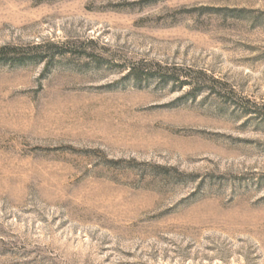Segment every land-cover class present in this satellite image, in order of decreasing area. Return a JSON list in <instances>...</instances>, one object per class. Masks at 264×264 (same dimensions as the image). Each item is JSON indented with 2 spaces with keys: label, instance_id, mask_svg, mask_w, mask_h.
Segmentation results:
<instances>
[{
  "label": "rangeland",
  "instance_id": "1",
  "mask_svg": "<svg viewBox=\"0 0 264 264\" xmlns=\"http://www.w3.org/2000/svg\"><path fill=\"white\" fill-rule=\"evenodd\" d=\"M0 264H264V0H0Z\"/></svg>",
  "mask_w": 264,
  "mask_h": 264
},
{
  "label": "trees",
  "instance_id": "2",
  "mask_svg": "<svg viewBox=\"0 0 264 264\" xmlns=\"http://www.w3.org/2000/svg\"><path fill=\"white\" fill-rule=\"evenodd\" d=\"M8 53H9V52H7V51H5V52H4V50L2 51V54H6V55H8Z\"/></svg>",
  "mask_w": 264,
  "mask_h": 264
}]
</instances>
